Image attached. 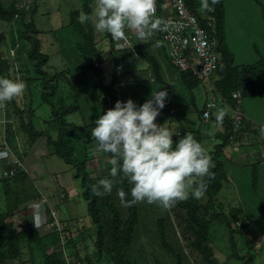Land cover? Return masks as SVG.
Returning a JSON list of instances; mask_svg holds the SVG:
<instances>
[{
	"label": "rangeland",
	"instance_id": "obj_1",
	"mask_svg": "<svg viewBox=\"0 0 264 264\" xmlns=\"http://www.w3.org/2000/svg\"><path fill=\"white\" fill-rule=\"evenodd\" d=\"M82 2L83 0H17V4L24 3L29 7L24 12V18L11 23L0 20V76L21 79L25 83L24 92L7 102L6 107L0 110V140L13 135L12 145H9L12 148H22L26 172L24 176L4 179V173L1 172L3 168H0V212L10 213L6 220L9 230L29 229L37 224L38 234L42 236L40 243H18L16 248L19 255L16 259L10 257L8 245L4 244L2 249L5 264H42L45 255L60 250L67 254L70 264H111L105 249H102L100 258L97 256L94 247L97 227L92 224L87 213V202L82 198L85 189L81 187L80 180L74 178L73 168L52 155L53 148L46 144V137L52 140L57 138L59 128L52 117V110L62 104L72 107L74 111L65 121L83 130L82 139L74 138L71 142L75 150L74 158L78 161L88 160L86 166L93 179V186L98 187L102 178H111L109 158L91 137L95 120L111 109L110 102L101 100L99 90L93 84V75L76 48L81 44V38L70 26V13L82 12ZM223 2L225 43L232 57V65H251L259 59L264 61V0ZM97 5L98 0H89L96 48L103 50L101 69L104 82H110L114 72L137 68L139 73L136 79L120 84L122 81L115 78L114 87L118 100L132 99L137 105L149 99L152 92L170 88L169 93L173 92L174 98L170 106L173 110L160 113L161 124L171 126L181 136L199 131L203 134L202 143L211 156L213 145L220 144L223 139L216 140V136H208V130L213 129L210 127L212 121L203 120L201 117L203 103L210 97L208 83L202 81L189 93L177 72L169 68V78L160 86L157 78L151 74L153 62L159 64V57L154 56L147 61L134 50L126 53L111 52L107 32L98 31L94 27V11ZM33 10V23L37 31L35 38L39 41L40 52L47 57L42 71L46 73L45 78L54 79L50 84L56 85V94L49 100V104H44L41 100V76L35 71L36 62L27 57L30 44L21 37L22 24L29 20V14ZM154 15L156 17L155 13ZM146 39L156 46L162 44L157 37V31ZM148 49L142 48L144 53ZM117 58L122 60L119 67L116 65ZM245 101H248L247 108L241 111L246 115L245 112L251 111L254 104L252 102L256 100L250 97L238 100L240 104ZM217 109L214 111H217L216 114L219 113ZM29 110H32L30 118L33 129L44 134L37 139H29L21 128L22 122H28ZM260 128L257 130L260 131ZM252 129L255 130L250 128ZM179 138L173 136L174 142ZM257 138L264 139L260 132ZM231 146L232 143L227 142L222 149L220 161L227 180L222 183L217 196L219 204L215 203V212L225 215L229 224L223 220L209 223L206 246L216 264H242L234 257L230 247L229 230H232L236 256L252 255L253 264H264V164L255 170L253 188L251 176L254 170L250 167L252 162L249 160L248 167L241 165L236 168L232 164L234 158L231 155ZM112 179L111 193L98 196L100 215L105 227L110 221V214L104 207L106 199L113 201L121 218L125 219L127 215L121 197L123 191L119 183ZM129 185L131 188L132 185ZM61 194L64 195L63 199L59 197ZM42 197L50 198L49 208L46 211L40 207L41 211L34 209L39 215V222L31 223V210L29 212L28 207L33 202H43ZM195 199L190 194L184 201ZM199 200L205 202L202 197ZM136 205L138 222L131 245L123 252L125 260L132 264H175V259L164 252L159 243L157 221L162 220L166 241L180 256L183 264H206L203 256L192 248L194 239L185 227L187 220L184 211L174 205L165 209L157 203L150 204L146 201L137 202ZM49 209L60 222V234L54 233L48 227L49 221H45L47 215L50 216ZM245 220L249 221L248 226L242 225L245 227L241 229L235 227L236 222Z\"/></svg>",
	"mask_w": 264,
	"mask_h": 264
},
{
	"label": "trees",
	"instance_id": "obj_2",
	"mask_svg": "<svg viewBox=\"0 0 264 264\" xmlns=\"http://www.w3.org/2000/svg\"><path fill=\"white\" fill-rule=\"evenodd\" d=\"M3 1L4 0H0L1 21L8 23L11 22L15 14L19 15L18 19L24 18V12H18L15 8L17 0H5V2ZM182 1L187 6L188 10L192 12L199 20H202L203 16H210L215 19V38L219 44L221 66L213 75L211 86L214 91L223 99V103L221 104L223 106L227 105L232 107L235 102L232 100L231 95L237 92L240 94V98H264V61L259 59L256 63L251 65H232V57L227 51L225 35L223 31L224 0H218V3L214 5V10L211 12H207L201 8V0ZM81 9L82 12L72 11L70 13V26L81 38V44L77 45L76 48L80 53L82 60L85 62L86 67L93 75V84L99 90L101 100L104 102L109 101L110 108H113L116 101L119 99L114 91V87L116 85V72L112 74L110 82L105 85L103 72L101 69V65L103 63V54H100L99 50H97L96 48L92 20H85L81 22V20L79 19V17L86 13L92 15L89 6V0H83ZM163 11L164 5L162 3V0H156V17L163 18ZM33 14L34 10L29 14V20L23 22V31L21 37L30 44V49L27 53V57L29 60L36 62L34 66L35 71L38 76H41L39 78L40 86L43 90L41 94V100L44 104H49V100L56 94V85L54 83L50 84L51 82H54V79L45 78L46 73L42 71V68L47 62V57L40 52L39 41L35 38L37 31L33 23ZM157 33L159 36L158 30ZM106 36L107 38H109V33H107ZM132 49L136 51V54L138 56L147 61H150V59L153 58L147 53H144L142 50V46L140 45L133 44L130 50ZM111 52H114L112 48ZM118 60L121 61L120 64ZM168 62L171 65L169 60ZM116 65H118V67L122 65V60L117 58ZM152 67H155V63L154 65H152ZM177 75L179 76L182 84L189 91V93H191V91L201 83V80L192 76L190 72L185 71ZM106 96H108V100L105 99ZM73 111L74 110L72 107L66 106L64 104L60 105L59 108L52 110V117L57 122L59 128L57 138L55 140H52L49 137H46V144L49 145V147L53 148L51 152L52 155L58 157L65 164L73 168V170L75 171L74 178L80 180L81 187L85 189L82 194V198L87 202V213L91 219L92 224L97 227L94 247L97 250L98 258H100L103 253L102 249H105L107 255L110 258L111 264H132L125 260L123 252L131 245L135 227L138 222L137 205L135 203L131 206H126V204L124 203L127 215L126 218L123 219L121 218L113 201L106 199L104 201V207L110 214V221L106 227L103 226L99 209V199L98 196L92 193L93 179L89 175L86 168L87 159L84 161H78L74 158L75 150L71 146V142L74 138L82 139L83 130L74 126L73 124H68L65 121V118L69 116V114ZM29 114V119L26 124L21 121V128L27 133L29 139H37L44 136L43 133L37 132L33 129L30 118L32 116V110H29ZM221 125L224 128L223 131H221V133H216L215 136L216 140H221V138L223 140L220 144H215L213 147V154L211 155V157L215 162V167L212 169V171L214 172V178L207 180V191L202 196L205 202L203 203L196 198L193 201H180L174 205L175 207L184 211L187 220L185 227L194 239L192 248L203 256V260L206 262V264H216V262L212 259V254L206 246L208 241V224L220 220H223L226 222V224H229V220L225 215L215 212L216 197L221 190L222 183L227 180L224 166L220 161V157L223 152V147L228 142L230 125L229 119L224 118ZM192 136L202 143V135L199 133V131L193 132ZM12 138L13 135L11 134L8 136V138H6L7 143L9 142L8 144L10 145H12L10 142ZM104 154L110 159L109 153L104 152ZM19 158L22 159V156H19ZM254 173H252L253 175L251 176L253 188L256 179V174ZM114 179L119 183L123 193L127 194L124 199L131 200V188L129 182L121 176H118ZM9 216L10 213L8 212H0V264H5L4 253L2 249L4 244L8 245L10 257L16 259L19 255V252L16 248L18 243H40V241L42 240V236H40L38 234V231L33 228L9 230L6 224V220ZM244 227L245 226H242L239 229ZM157 231L159 234V243L163 251L175 259V264H183L180 256L175 253V251L166 241L162 220L157 221ZM229 239L230 247L234 252V257L237 258V260L241 261L242 264H253L254 256L252 255H248L245 257L236 256V247L233 240L232 230H229ZM42 264H65L63 253L61 251H53L45 255Z\"/></svg>",
	"mask_w": 264,
	"mask_h": 264
},
{
	"label": "clouds",
	"instance_id": "obj_3",
	"mask_svg": "<svg viewBox=\"0 0 264 264\" xmlns=\"http://www.w3.org/2000/svg\"><path fill=\"white\" fill-rule=\"evenodd\" d=\"M217 3L218 0H201V8L211 12ZM155 5L156 0H98L94 11V27L98 31L109 33L115 40L124 39L125 30L130 28L136 31L138 37L143 40L141 42H144L155 31H166L169 27L166 20L155 17ZM17 19L13 17L11 22ZM79 19L81 22L91 21L93 16L86 13ZM212 78L213 76L209 84ZM24 90L23 80L0 76V110L6 107L7 102L20 96ZM167 97L166 90L158 89L141 105H137L132 99L117 100L113 108L95 120L91 137L103 152L110 154L108 162L111 164L109 170L111 178L100 179L99 186L92 187L94 195L111 193L112 178L118 176L132 185L131 200L124 199L127 194L121 193L126 206L146 201L150 204L157 203L167 209L177 202L187 200L190 194L199 199L207 191V180L214 178L212 169L215 162L206 147L191 134L185 133L181 136L171 126L156 123L157 117L165 107ZM224 116L225 112L221 110L215 118L220 122ZM173 136L180 138L174 142ZM260 136L264 138V126L260 128ZM5 139L6 137L2 138L0 145L5 142L15 152ZM233 141H229L228 137V142ZM21 161L23 162L22 159ZM0 168L4 169L2 163ZM3 169L1 172H4ZM24 175L26 174L20 176ZM43 201L41 203L48 206L46 200Z\"/></svg>",
	"mask_w": 264,
	"mask_h": 264
},
{
	"label": "built area",
	"instance_id": "obj_4",
	"mask_svg": "<svg viewBox=\"0 0 264 264\" xmlns=\"http://www.w3.org/2000/svg\"><path fill=\"white\" fill-rule=\"evenodd\" d=\"M162 2L165 8L172 11V15L164 19L168 22V29L166 31L158 30L162 44L167 51L168 60L177 74L185 71L190 72L192 76L208 83L210 97L203 104L201 117L203 120H210L211 115L218 108V103H223V99L209 84L210 78L221 66L219 44L215 38V19L205 16L199 20L188 10L182 0H162ZM16 9L23 12L29 8L25 4H18ZM17 18L18 15H15L14 19ZM125 31L126 37L121 40H115L109 34V44L114 52L128 51L132 48L135 40L143 41L138 37L136 31L130 28ZM99 52L103 54V50H99ZM118 62L121 63L120 60ZM231 98L236 103L240 99V94L233 93ZM105 99L108 100V96ZM235 103L230 107L229 141H233L236 135L245 129L244 116ZM0 153L7 154L0 155V163L4 165L3 177L5 179H13L26 173L21 159L5 142L0 145ZM60 198L63 199L64 196L60 195ZM234 225L236 228H240L242 225L248 226L249 221L236 222ZM49 228L59 234L62 231L60 223L52 211H50ZM63 255L65 264H70L68 256L64 253Z\"/></svg>",
	"mask_w": 264,
	"mask_h": 264
},
{
	"label": "crops",
	"instance_id": "obj_5",
	"mask_svg": "<svg viewBox=\"0 0 264 264\" xmlns=\"http://www.w3.org/2000/svg\"><path fill=\"white\" fill-rule=\"evenodd\" d=\"M171 15H172L171 10L164 9L163 19L170 17ZM224 16H225V13H224ZM223 26H224V24H223ZM223 31H224V27H223ZM157 37L160 40L158 33H157ZM160 42H161V40H160ZM133 44L134 45H140V46H142V48L147 47V48H149L148 51L146 50V53L148 55H150L153 58H154V56L159 57V64H158V62H154L155 67L154 68L152 67L153 69H152L151 74L157 78L160 86H161V84H164L169 78V73H170L169 68L172 69V66L169 64V62L167 60L166 51H165L163 45L159 43L158 46H156L153 43L148 42L147 39L144 42H138L135 40L133 42ZM129 51H131V50H129ZM137 73H139V70H137V68L131 69V70L125 69L121 72H116V80L117 81L121 80L122 82L120 84H126L129 80L136 79ZM124 81H126V83H123ZM108 83L109 82H104L105 85ZM162 90L167 91L168 98H167V103L161 112H165L166 110H169V112H172L173 109L170 106L172 105L173 99H174L173 98V92L169 93L170 88L167 90L166 87L163 88ZM250 98H255L256 101L252 102V103H254L253 108L250 109L251 110L250 112L249 111L245 112L246 115L244 114V112L242 113L241 110H246L248 101L242 102L240 104L237 100L235 103V105L240 109L242 115L244 116V124H246V127L244 130L240 131L239 134H237L236 140H234L233 142H230V143H232L231 155H233V158H234V161H232V164L236 168H237V166H241V165L243 167H248L249 166V160H250L252 162L250 167H252V170H254V172H255L254 174H256L255 170H258L264 164V139H258L257 138L259 136V132H260L259 130H257V128L264 126V117H261V115L264 114V102H260L261 100H264V98H260V97H250ZM230 107L231 106H227V105L223 106L222 104L218 107L217 110L219 112L221 110H223L225 112V116L223 117V119L224 118H228V119L230 118ZM216 112H214L212 114V119H211L212 123L210 126L214 130L209 129L208 133H207L208 136H211V135L215 136L216 133L221 132L224 129L221 125L222 121L217 122V120L215 118ZM160 116H161V114L159 115V118L157 117V119H156V123H158V124H161V122H162ZM250 126H252V127H250ZM250 128H255V130H253V129L250 130ZM251 132H252V134H251ZM201 135L203 137V134H201ZM1 141H2V139L0 140V142ZM5 141H6V139H5ZM11 141H13V140L11 139ZM213 147H214V145H213ZM12 149L15 150L17 155L22 156L23 152H22V148H20V146L16 147V148H12ZM86 168H87V166H86ZM220 197H222V196H220ZM42 198L46 200L48 206L43 205L41 202H33L28 207L29 212L31 210V212H30L31 215L29 217L31 223L39 222V218H37V217H39V215L34 211V209L37 208V210L39 211V209L42 208L44 211H46V210H48L46 208H49V202L51 201L50 198L49 197L47 199L44 197H42ZM217 199H218V197H216L215 203H218ZM40 211H41V209H40ZM48 218H49V215H47V219ZM47 219L45 218V221H49ZM65 226L68 227V225H66V224H65ZM37 228H38V226L37 227L33 226V229L37 230Z\"/></svg>",
	"mask_w": 264,
	"mask_h": 264
}]
</instances>
